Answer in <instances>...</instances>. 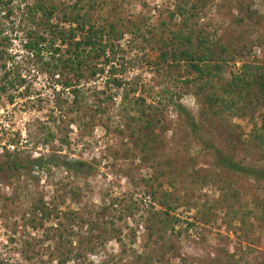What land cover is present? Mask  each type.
Here are the masks:
<instances>
[{"label": "rangeland", "instance_id": "374dc122", "mask_svg": "<svg viewBox=\"0 0 264 264\" xmlns=\"http://www.w3.org/2000/svg\"><path fill=\"white\" fill-rule=\"evenodd\" d=\"M26 1L35 0H14L9 19L0 13V51L9 47L19 64L2 69L0 61L6 87L0 93V264H264V222L226 213L230 204L255 212L264 203V181L217 168L204 145L264 169V148L250 138L264 105L248 97L238 115L214 119L189 63L160 60L162 42L167 52L175 47L170 32L182 27L175 15L181 0H93L92 22L115 24L116 38L103 41L110 45L104 71L90 79L89 68L103 62L90 58L79 81L66 68H53L64 47L57 54L42 50V61L26 52ZM47 1L70 6L79 0ZM246 11L254 12L252 19ZM241 18L245 24L236 23ZM189 28L223 45L241 35L250 51L225 57L217 86L238 75L243 62L264 64V0H210ZM14 71L24 82L7 86ZM125 92L151 107L153 129L141 131L138 114L122 109ZM177 105L192 117L198 137ZM37 158L45 164L31 169L27 162ZM8 162L22 168L13 171ZM60 162L79 163L81 172ZM204 176L210 179L202 185ZM220 178L232 183L238 201L221 196ZM162 212L174 221L173 232L150 222V214Z\"/></svg>", "mask_w": 264, "mask_h": 264}, {"label": "trees", "instance_id": "16d2710c", "mask_svg": "<svg viewBox=\"0 0 264 264\" xmlns=\"http://www.w3.org/2000/svg\"><path fill=\"white\" fill-rule=\"evenodd\" d=\"M80 1V0H79ZM75 2L73 5L50 4L47 0L26 1L22 3V15L24 16V26L22 33L25 36L23 47L26 52L42 61L40 54L42 50L57 54L60 48H65V56H59L56 59V65L53 66L57 70L60 66L64 69L72 71L73 78L79 81L82 76V71H85L90 62V58L96 61H103L100 68L93 64L89 68V78L94 79L97 73L104 71L102 65L110 63L107 59L104 60L106 49L110 45L103 44L105 40H113L116 38L115 24L99 25L92 22V12L96 9V2L93 0H84V2ZM210 0H196L195 3H189V0H181V5L176 6L175 15L181 20V28L171 31L170 41L174 44V49L167 52L165 48L168 46L166 42H162V51L159 54L160 60L166 62L169 58L173 61H184L189 63L193 72V82L198 86V91L202 93L203 103L214 119L225 121L231 117L238 115L240 109L244 108L246 98L252 97V101L264 105V64L255 62H243L239 69L238 75H232L224 84L217 86L216 79L220 80L226 71L225 63L226 56L233 59L234 56H246L244 50H248L244 41H241L242 36L238 37L237 42L231 45H223L217 42L210 41L202 33L194 35L189 28V21L194 17L198 10H202L209 4ZM14 0H0V13L4 14L5 19H9L14 12ZM21 5V4H20ZM249 7V6H248ZM19 9V6L16 7ZM254 12L245 13L246 19H252ZM172 17V15H171ZM245 18L236 21L237 24H245ZM169 41V42H170ZM9 47H4L0 51L1 68L4 69L7 63L11 67L17 69L18 62L14 57L8 54ZM247 53H250L248 50ZM101 59V60H100ZM92 61V60H91ZM45 65H49L46 63ZM13 78L6 85L13 87L16 84L24 82L20 74L12 73ZM9 74L4 75V79L9 78ZM116 88L121 87V83L113 79L111 80ZM68 86V84H67ZM6 87L0 86V93H5ZM12 102V98H9ZM127 104L125 107L124 105ZM120 105L122 109L138 114V119L141 124V131L144 129H153L156 119L151 107L145 104L142 98H129V93H122L120 96ZM178 112L185 116V124L194 137H198L200 130L194 123L192 117L187 113L185 108L180 105L176 106ZM152 112V114H151ZM250 138L254 141L257 148H264V114L261 117V124L255 128L250 134ZM205 147L211 151L214 157V163L217 168L237 174L239 176L248 177L255 182L264 181V169L251 167L241 162L235 161L231 156L227 155L222 149L215 147L212 144L204 143ZM48 161L51 164H57L54 156H51ZM46 160L37 158L29 160L31 169L40 168L45 164ZM64 168L81 172V164L75 163L74 166H69L66 162H60ZM10 169L17 171L21 164L17 162H8ZM24 168V167H23ZM29 168V169H30ZM91 170L89 169V172ZM83 173V172H82ZM210 177L204 176L199 178V182L204 185ZM220 178L222 185L220 193L226 201L239 200L238 192L233 188L230 181ZM163 205V204H161ZM195 206V205H194ZM253 210H238L233 204L229 205L227 215L232 219L238 216L248 218L254 216L261 222H264V203L257 202ZM40 210V209H38ZM42 215H49V212L42 211ZM150 222L158 220L160 231L163 233L173 232L172 221L168 212H162L158 215L150 214Z\"/></svg>", "mask_w": 264, "mask_h": 264}]
</instances>
